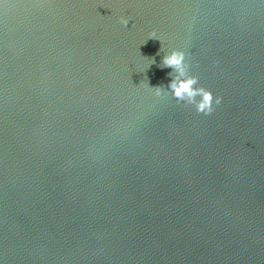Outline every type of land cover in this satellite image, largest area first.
I'll use <instances>...</instances> for the list:
<instances>
[{"label":"water","instance_id":"water-1","mask_svg":"<svg viewBox=\"0 0 264 264\" xmlns=\"http://www.w3.org/2000/svg\"><path fill=\"white\" fill-rule=\"evenodd\" d=\"M0 264H264V0H0Z\"/></svg>","mask_w":264,"mask_h":264},{"label":"clouds","instance_id":"clouds-1","mask_svg":"<svg viewBox=\"0 0 264 264\" xmlns=\"http://www.w3.org/2000/svg\"><path fill=\"white\" fill-rule=\"evenodd\" d=\"M129 21V18L120 17V23L125 27L128 26ZM150 38H156V33L153 32ZM153 63H155L154 59ZM161 66L173 70L169 73L172 79L167 89L163 85L152 87L157 97L170 92L178 103L194 106L198 114L204 115H211L216 110V106L222 103V96L217 97L210 89L199 85V76L191 74V64L184 50L180 48L170 50L163 56Z\"/></svg>","mask_w":264,"mask_h":264}]
</instances>
